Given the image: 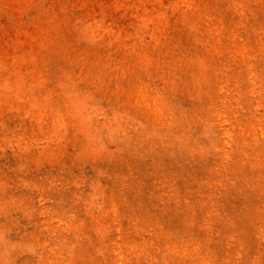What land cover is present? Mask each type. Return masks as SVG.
Segmentation results:
<instances>
[{"label":"rangeland","instance_id":"1","mask_svg":"<svg viewBox=\"0 0 264 264\" xmlns=\"http://www.w3.org/2000/svg\"><path fill=\"white\" fill-rule=\"evenodd\" d=\"M0 264H264V0H0Z\"/></svg>","mask_w":264,"mask_h":264}]
</instances>
